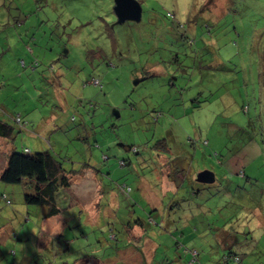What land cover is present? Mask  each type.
<instances>
[{
  "label": "rangeland",
  "instance_id": "obj_1",
  "mask_svg": "<svg viewBox=\"0 0 264 264\" xmlns=\"http://www.w3.org/2000/svg\"><path fill=\"white\" fill-rule=\"evenodd\" d=\"M138 1L0 0V172L50 150L102 184L47 219L0 180V264H264V0Z\"/></svg>",
  "mask_w": 264,
  "mask_h": 264
},
{
  "label": "trees",
  "instance_id": "obj_2",
  "mask_svg": "<svg viewBox=\"0 0 264 264\" xmlns=\"http://www.w3.org/2000/svg\"><path fill=\"white\" fill-rule=\"evenodd\" d=\"M17 122L22 123L24 121L18 116ZM14 134V125L0 118V137L12 139ZM125 165L126 161L123 160L121 166ZM87 166L90 164L85 162L78 169H67L63 161L50 150L32 153L29 148L19 151L12 147L5 154V165L0 172V180L10 184L24 183L27 187L32 188L24 194L25 203L43 207L42 215L45 218H53L61 210L58 204L59 195L68 192L67 190L73 185L74 177L79 175ZM130 190L131 188H129ZM193 190L198 193L195 188ZM6 201L11 203L10 200ZM233 260L239 264L243 262L242 257L235 250L226 254L224 264H229Z\"/></svg>",
  "mask_w": 264,
  "mask_h": 264
},
{
  "label": "water",
  "instance_id": "obj_3",
  "mask_svg": "<svg viewBox=\"0 0 264 264\" xmlns=\"http://www.w3.org/2000/svg\"><path fill=\"white\" fill-rule=\"evenodd\" d=\"M114 12L118 23L125 21H140L142 18L143 7L138 0H114ZM197 181L202 183H213L216 180L215 173L204 170L197 174Z\"/></svg>",
  "mask_w": 264,
  "mask_h": 264
},
{
  "label": "crops",
  "instance_id": "obj_4",
  "mask_svg": "<svg viewBox=\"0 0 264 264\" xmlns=\"http://www.w3.org/2000/svg\"><path fill=\"white\" fill-rule=\"evenodd\" d=\"M0 139H3L2 137H0ZM0 141H3V140H0ZM95 171H97V169H96V167L94 166V167H92L91 165L90 166H87V168H84V170L81 172V173H79V175H77V176H75L74 177V181H73V184H76V180H77V177H86V178H88L87 176L88 175H92V174H95ZM96 176H97V181L99 182V187H94V191H96V190H98V188H100V191H99V193L101 192V186H102V184L100 183V181L98 180V176H99V174H95ZM76 179V180H75ZM170 181H171V179H169ZM98 185V184H97ZM168 187H169V189H172V190H175V185L173 186L172 184L171 185H168ZM101 194V193H100ZM70 196L68 195V192L67 193H61L60 195H59V198H58V204H59V206H60V213L58 214V215H56V216H54L53 218H56V217H60L61 216V213H62V211H63V209H67V204H68V202H69V200H70V198H69ZM97 197H98V200H100V196L99 195H97ZM82 205V204H81ZM53 218H49V219H53ZM48 219V218H47ZM230 235V234H229Z\"/></svg>",
  "mask_w": 264,
  "mask_h": 264
},
{
  "label": "built area",
  "instance_id": "obj_5",
  "mask_svg": "<svg viewBox=\"0 0 264 264\" xmlns=\"http://www.w3.org/2000/svg\"><path fill=\"white\" fill-rule=\"evenodd\" d=\"M94 82L95 84L99 83V79L98 78H93L91 83Z\"/></svg>",
  "mask_w": 264,
  "mask_h": 264
}]
</instances>
